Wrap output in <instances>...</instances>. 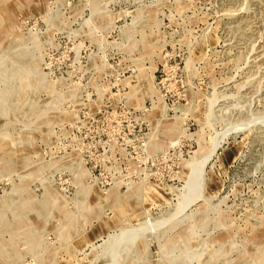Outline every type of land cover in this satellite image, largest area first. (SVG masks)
Here are the masks:
<instances>
[{
	"label": "rangeland",
	"instance_id": "1",
	"mask_svg": "<svg viewBox=\"0 0 264 264\" xmlns=\"http://www.w3.org/2000/svg\"><path fill=\"white\" fill-rule=\"evenodd\" d=\"M0 264H264V0H0Z\"/></svg>",
	"mask_w": 264,
	"mask_h": 264
}]
</instances>
